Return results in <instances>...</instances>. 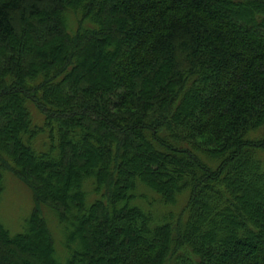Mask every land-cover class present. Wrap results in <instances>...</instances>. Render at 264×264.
<instances>
[{"label":"trees","instance_id":"obj_1","mask_svg":"<svg viewBox=\"0 0 264 264\" xmlns=\"http://www.w3.org/2000/svg\"><path fill=\"white\" fill-rule=\"evenodd\" d=\"M10 177L0 264H264V0H0Z\"/></svg>","mask_w":264,"mask_h":264},{"label":"rangeland","instance_id":"obj_2","mask_svg":"<svg viewBox=\"0 0 264 264\" xmlns=\"http://www.w3.org/2000/svg\"><path fill=\"white\" fill-rule=\"evenodd\" d=\"M90 61L94 64L95 69L98 71L100 68L99 63H97L95 59H91ZM31 206V191L25 184L10 177L6 195H4L0 202V221H2L12 232H17L20 229L19 225L21 227L24 223V219L28 216ZM248 251L250 252V250ZM259 258L260 257H257L255 260L251 259V261L245 259L238 264H250V262L251 264H259V262H261Z\"/></svg>","mask_w":264,"mask_h":264}]
</instances>
